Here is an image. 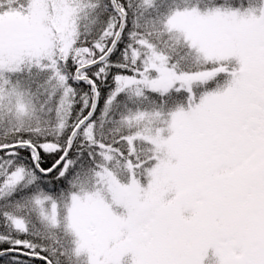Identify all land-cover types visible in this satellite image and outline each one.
Returning a JSON list of instances; mask_svg holds the SVG:
<instances>
[{"label": "snow or ice", "instance_id": "6c2138e0", "mask_svg": "<svg viewBox=\"0 0 264 264\" xmlns=\"http://www.w3.org/2000/svg\"><path fill=\"white\" fill-rule=\"evenodd\" d=\"M0 264H264V0H0Z\"/></svg>", "mask_w": 264, "mask_h": 264}]
</instances>
